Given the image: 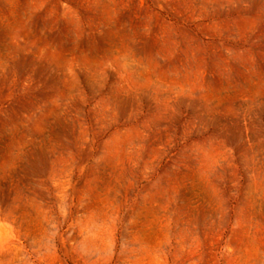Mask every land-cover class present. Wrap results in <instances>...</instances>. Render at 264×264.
Listing matches in <instances>:
<instances>
[{
	"label": "rangeland",
	"instance_id": "1",
	"mask_svg": "<svg viewBox=\"0 0 264 264\" xmlns=\"http://www.w3.org/2000/svg\"><path fill=\"white\" fill-rule=\"evenodd\" d=\"M0 264H264V0H0Z\"/></svg>",
	"mask_w": 264,
	"mask_h": 264
}]
</instances>
